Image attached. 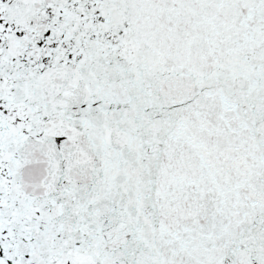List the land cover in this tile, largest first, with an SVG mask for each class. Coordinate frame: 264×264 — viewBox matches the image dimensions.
<instances>
[{
  "label": "snow or ice",
  "instance_id": "snow-or-ice-1",
  "mask_svg": "<svg viewBox=\"0 0 264 264\" xmlns=\"http://www.w3.org/2000/svg\"><path fill=\"white\" fill-rule=\"evenodd\" d=\"M0 264H264V0H0Z\"/></svg>",
  "mask_w": 264,
  "mask_h": 264
}]
</instances>
